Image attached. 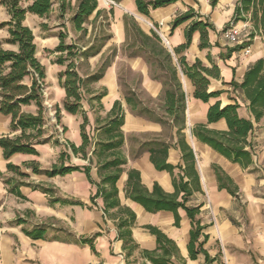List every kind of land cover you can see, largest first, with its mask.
<instances>
[{
	"label": "trees",
	"instance_id": "16d2710c",
	"mask_svg": "<svg viewBox=\"0 0 264 264\" xmlns=\"http://www.w3.org/2000/svg\"><path fill=\"white\" fill-rule=\"evenodd\" d=\"M22 0H0L6 6L9 20L0 23V26H7L9 36L5 39L8 44L16 45V49H3L0 47V113L8 115L9 132L0 134V148L6 164L7 171L11 174L3 176V183L9 193L15 194L21 199H26L20 190L21 186H27L34 190H39L46 194L48 203L53 204H80L85 205L78 199L57 195V189L50 184H43L29 179L30 174L25 169L35 174H45L49 177L65 175L73 171L84 172L89 183L95 186L96 191L90 197L91 204L96 197L102 198L103 211L106 214L109 209L117 208L118 217L116 230L118 239L123 242V250L128 258L138 248L132 234L131 227L136 218L134 211L127 205H122L118 198V188L116 182L124 170L127 157L121 151L124 144V134L122 125L125 117V109L119 100H115L111 110L104 119L95 117L94 135L87 132L89 125L88 111L99 114L102 109V98L106 94V88L92 90L89 84L101 79L105 70L111 65V55L116 54L115 50L103 59L89 74L80 76L76 70V62L79 59H86L89 55L98 53L105 40L111 37L106 34L102 37L95 35L94 41L85 48L65 41L67 33L59 31V41L53 52H59L55 63L65 64L66 68L58 73L59 83L64 87L66 97L63 100V109L68 113H80V136L82 143L74 144L68 139H63L61 135L67 131L68 127L61 124V110L55 105L54 123L50 122V114L45 104L47 87L46 67L37 58V48L34 41V33L31 28L24 24L26 12L36 15H44L49 12L53 5L52 0H31L27 6L21 5ZM59 1L61 13L71 8V0ZM118 2V0H115ZM178 0H136L137 10L149 16L150 8L164 7L167 4ZM218 0H209L213 8ZM99 0H77L76 6L70 15L72 27L86 34L85 24L91 22L95 30L96 23L103 30V23H109L112 16V8L106 10L99 9ZM94 14L92 20H89ZM201 14L196 13L189 7L181 14L177 15L172 23L174 28L185 21H189L185 26V42L176 46L173 50L166 47L159 33L150 28L143 30L135 17L124 14L123 24L126 32L124 46L128 49L127 55H143L147 61L151 77L159 79L163 85L161 102L155 107H149L141 98L139 92L126 87L123 90L127 106L132 111L144 115L151 120L161 123L163 126L176 128L177 146L181 154V163L173 164L167 161L168 149L171 142L158 137L145 140L140 143L138 149L132 154L138 156L142 149L149 152L150 160L157 170H165L172 176L173 192H166L157 182L149 190L141 181L139 170L130 168L127 171V179L124 185L125 196L132 201L140 203L148 212L166 210L173 213L174 224L179 226L180 217L178 209L182 208L187 217L190 218L191 228L190 238L187 243L189 257L191 259L203 256L202 264H223L219 255L211 256L204 248V243L209 235L203 231L205 225L201 224L198 216L201 205H189L187 200L195 191H201L199 172L196 169L195 154L191 146L184 137L185 128V91L178 76L179 71L187 76L194 89L193 96L207 102L210 98L218 97L222 91H209L210 79L219 77L218 66L214 63L211 67L206 66L201 60L195 59L189 63L182 52L190 45L192 34L199 30V45L201 48L209 47L208 32L213 29V25L208 19L200 18ZM249 22L250 31L245 43L238 44L232 49L236 50L248 44L256 33L261 34L264 42V0H237L234 5L233 15L223 26V31L231 24L237 22ZM46 27V23H41ZM102 40L96 43L97 40ZM130 39V40H129ZM182 54V55H181ZM243 80L238 83L234 79L231 84L234 88L242 91L247 99L251 118H244L238 114L239 103L237 100L223 106L216 100L209 105L206 119L208 123H216L219 119H224L227 129H211L205 123H200L192 127V135L203 143L209 145L215 152L222 154L231 162H236L241 168L248 169L253 163V141L250 134L254 129V123L258 122L264 115V56L250 64ZM88 104V110L83 108V102ZM30 107L24 110L23 108ZM61 126V129H58ZM44 143L54 145L63 144L59 154V161L50 167L42 169L37 160L23 161L21 164L12 163L10 157L15 153L38 155L36 146ZM69 150V152H68ZM79 156L87 161L86 164L71 163V156ZM97 168L99 181H95L91 175V167ZM214 169L217 185L225 188L232 196L238 198V185L231 177L220 168L219 165H212ZM177 170V172H176ZM1 174V173H0ZM24 219L17 216L12 223H24ZM150 233L156 238V247L153 250L142 249L141 253L152 264H172L173 259L184 263L180 257L179 248L173 238L162 232L157 226L145 225ZM54 229L50 223L33 225L30 228H23L26 236L38 239L49 237L46 233ZM66 232V237L52 236L50 239L73 241L81 244H88L91 251L97 253L94 247L95 237L100 235L99 231L93 232L90 236L80 235L76 237L67 228L55 229Z\"/></svg>",
	"mask_w": 264,
	"mask_h": 264
},
{
	"label": "crops",
	"instance_id": "0c3cea01",
	"mask_svg": "<svg viewBox=\"0 0 264 264\" xmlns=\"http://www.w3.org/2000/svg\"><path fill=\"white\" fill-rule=\"evenodd\" d=\"M52 1L51 9L44 15L39 16L26 12L24 24L31 28V22L35 25L51 22L49 31H52V33L48 37L54 47L59 41V31L56 30H63L62 26H58L59 20L67 24L66 30L69 36L72 35L73 31H80L75 30L69 21L77 0H71V10L68 9L64 13L59 10V1ZM236 1L218 0L212 8L209 0H178L164 7L150 8L149 16L141 14L137 10L136 0H118V2L114 0L113 6H108L106 0H99L98 8H105L106 10L112 8L110 19L113 21L109 25L112 33L111 41L119 46L120 44L124 46L126 41L123 24L124 14L135 17L137 22L139 21L140 27L147 32L151 28L150 23H152L158 29L157 32L164 45L170 50L185 42L184 28L189 21H185L174 28H171V23L177 15L189 7L193 8L196 13H200V18L208 19L213 25V29L208 32L209 47H200V32L197 30L192 34L190 45L182 54L189 63L194 62L195 59L201 60L208 67L215 63L219 69V77L210 79L208 90H221L222 93L218 97L210 98L207 102L197 99L193 96L194 87L190 79L181 71L178 73L182 89L185 91L184 137L191 146L193 154H195L196 169L199 172L201 185V191L193 192L189 196L187 204L201 205L198 216L201 224L205 225L203 231L209 235L204 243V248L208 250L211 256L219 255L223 264H264V115L258 122L254 123V129L250 134L254 154L253 163L248 169L241 168L236 162H231L192 135V127L200 123H205L209 128L215 130L227 129L224 119H219L216 123L207 122L206 115L209 105L216 100L220 101L221 106L237 100L240 106L238 114L241 117L252 119L247 105L248 101L243 92L234 88L230 82L234 79L240 83L244 78L247 67L264 56V42L262 35L256 33L251 41L245 44V46H249V52L247 53L243 51L245 46L233 50L232 48L238 44L227 43L223 37V26L233 15ZM31 2V0H24L21 5L24 7ZM0 14H2L0 23L9 20L7 8L1 2ZM93 17L94 14H91L89 20H92ZM237 23L236 25L242 29L239 35L240 40L245 43L251 29L250 24L245 21L240 24ZM87 24L88 31L92 24L91 22ZM8 36L7 26H0V47L3 49H16V45L5 42ZM108 47H110L109 44L107 46L103 45L98 53L89 55L83 61L88 65L90 64V69L93 70L101 63L100 61L106 55ZM117 56L116 59L124 61L130 71L137 72L141 77L140 84H136L135 87L131 86L130 89L145 92L151 100L155 101L151 105H147L157 108V105L161 102L163 85L161 80L151 77L147 61L141 57L142 55L129 57L121 54L120 57ZM116 59L111 61V65L107 67L101 79L89 85L90 89L95 91L106 88V94L102 98L103 110L99 114H95L91 110L88 111L89 114L91 113L88 126L91 134L95 136L93 130L95 117L99 116L100 119H104L111 110L114 101L119 100L121 102L123 109H125L122 125L125 142L121 151L127 157V162L124 164L122 175L116 182V187L118 188L120 203L127 205L135 213L136 221L131 227V234L138 245L137 250L126 258L123 242L117 237V208H111L105 214L101 197H96L94 203L91 204L90 197L96 191V188L89 183L84 172L76 170L65 175L49 177L25 169V172L30 174L29 179L43 184H50L58 190L60 196L78 199L85 205L58 203L50 205L46 194L27 186L20 187L21 192L26 197V199H21L17 195L9 193L3 183V176H7L9 173L6 168L8 160L3 158L0 148V264H152L141 253L142 249L153 250L156 247V238L145 225L157 226L162 232L173 238L184 263L173 259L172 264H202V255H199L196 259L189 257L187 243L190 238L191 222L182 208L178 209L180 223L179 226H176L172 212L166 210L155 211V213L148 212L140 203L138 204L125 196L124 185L128 176L126 170L130 168L140 171L141 181L149 190L153 188L154 182H157L166 192L174 191L171 174L165 170H157L153 166L149 152L146 149H142L138 156L132 154V151L138 149L141 142L150 140L153 137L170 141L172 145L167 152V161L177 164L181 163L182 160L176 143L175 127L163 126L155 120L132 111L127 106L119 82L120 79L118 73H116ZM41 64L46 67L45 79L47 88L50 89V95H52V101L54 105L60 107L61 118L65 120L64 125L67 126L66 122L69 120L74 121L77 113H68L62 106L66 94L64 87L59 83L57 74L59 71L64 70L66 65L50 60L48 64L44 62ZM49 73L50 78L48 77ZM83 107L88 110L86 102L83 103ZM9 121L10 117L8 115L0 113V123L8 127ZM79 124L80 122L71 127L72 138L70 141L76 145L82 143ZM8 132L9 128L6 131H0V134ZM138 134L147 137L142 138ZM36 149L38 155L15 153L9 159L16 164L34 159L44 169L50 167L53 163H57L58 154L61 149L65 150V147L44 143L37 145ZM71 157L70 161L73 164L87 163L85 159L80 157L75 158L73 155ZM73 158L76 159L75 162ZM214 164L219 165L238 185V198L232 196L225 188H220L217 185L215 172L212 168ZM90 172L92 178L99 181L100 177L95 165H92ZM242 198L245 200V206L239 205ZM16 216L22 217L25 222L7 224V221L14 219ZM51 219L58 221L64 228L72 231L76 237L80 235L90 236L93 232L99 231L100 235L95 237L93 242L97 253L91 251L88 244L54 240L49 237L34 239L26 236L22 230L36 224L50 223ZM50 224L54 225V223ZM49 233L50 230L46 235Z\"/></svg>",
	"mask_w": 264,
	"mask_h": 264
},
{
	"label": "rangeland",
	"instance_id": "374dc122",
	"mask_svg": "<svg viewBox=\"0 0 264 264\" xmlns=\"http://www.w3.org/2000/svg\"><path fill=\"white\" fill-rule=\"evenodd\" d=\"M24 0L21 1V3H23ZM109 4L108 6H113L114 4L112 3H107ZM71 10V8L69 9V11ZM70 13V12H69ZM68 14V12H67ZM2 14H0L1 16ZM113 20L110 19V22L109 23H103V30H100V28L98 27V22L96 23V27H95V30L92 28V26H90V30H88V32L86 34H84L83 32H72V35L69 36V33L67 32V24L65 22H62V20H59V25L58 26H62V29L63 30H56V31H64L67 33V37L65 39V41L67 43H72L74 42L75 44H77L78 46L82 47V48H85L87 47L88 45H90L94 39H95V35L99 36V37H102L106 34H111V37L107 40H105L104 42V45L107 46L109 44L110 47H108L107 51H106V54H111L115 48H116V54L114 56L111 55V61H115L116 59V56L117 57H120L121 54H124V55H127L128 53V49L124 46H122V44L117 45L115 43H112V33L110 31V26L111 25V22ZM242 22H238L237 24H240ZM32 25V33H34V41L36 43V48H37V58L42 62L48 64V61L50 60L51 62L55 61V59L57 58V55L59 54V52L57 51V53H54V49H55V46L53 47V45H51V41L48 37V35H50L52 33V31H49V27L51 25V22L47 24L46 27H43L41 26V24H38V25H35L33 24V22L30 23ZM138 24H139V21H138ZM88 24H85V26H87ZM151 28L155 27L152 23H150ZM156 28V27H155ZM56 31H53V32H56ZM130 40V39H129ZM102 42V40H97L96 43H100ZM163 42V40H162ZM111 44V45H110ZM115 44V45H114ZM125 44V43H124ZM164 44V42H163ZM51 46V47H49ZM52 48V49H50ZM120 54V55H119ZM128 56V55H127ZM137 56V55H135ZM135 56H132V57H135ZM130 57V56H129ZM143 59V55L141 56ZM85 60V59H84ZM116 62H117V69H116V73H118V77H119V82H120V85L122 87V89L124 90L126 87H135L136 84H140V81H141V77L140 75L136 72H132L130 71V69L128 68L127 64L122 61L121 59H116ZM66 65V63H65ZM76 65H77V72L80 76H86V74H89V72H91L92 70L90 69L91 68V65L88 63H85L83 61V59H79L77 62H76ZM149 66V65H148ZM150 68V67H149ZM49 70V69H48ZM50 72V70H49ZM59 73V72H58ZM50 78V73H49V76ZM57 77H58V74H57ZM49 83V82H48ZM138 84V85H139ZM89 85H92L91 83ZM90 87V86H89ZM49 88H45V92H44V95H46V101H45V104L46 106L48 107V111H49V114H50V122L51 123H54L55 119H54V113H55V105L52 101V95H50V92H49ZM140 95H141V98L144 100V102L146 104H149L151 105L152 102H155L153 101V99L151 100L147 94L145 92H143L142 90L139 91ZM85 103V102H83ZM84 108V107H83ZM27 109H30V107H27V108H24V110H27ZM91 113L89 114L88 113V117H89V120L91 118ZM76 117H74V121L73 120H69L67 121V126H68V129L67 131L63 134V136L61 135V142H63V139H68L70 140L72 138V133H71V127L75 124H78L79 122L82 121V115L80 113H77L75 115ZM61 117H62V113H61ZM65 123V120L61 118V124H64ZM8 126V124H7ZM7 128L9 127H6L5 124L3 123H0V131H3V130H7ZM58 129H61V126H58ZM90 131V132H89ZM87 132H89V134L91 135V130H89V126H87ZM139 137H142V138H145L147 136H144L143 134H138ZM64 146L63 144H59L58 146ZM62 150V149H61ZM60 150V151H61ZM69 151V150H68ZM60 154V153H59ZM59 154H58V159H57V162L59 161ZM75 158H79V156L75 155L74 156ZM75 158H73V161L75 162ZM81 158V157H80ZM11 174L8 173L7 176L5 177H8L10 176ZM259 193V192H257ZM57 195L60 196V193L58 192L57 190ZM239 205L241 206H245V200L244 198H242V202L239 203ZM17 217V216H16ZM15 217V218H16ZM14 218V219H15ZM22 218V217H21ZM9 220L7 221V224H13L12 221L14 220ZM52 221H50V223H54L53 228L52 230H50V233L47 235L49 237H52V236H59V237H66V232L64 231H56L55 229H58V228H61L63 227L62 225H60L58 223V221L54 220V219H51ZM49 222V221H48ZM244 222V220L242 221V223ZM246 223V222H245ZM244 225V224H243ZM72 232V231H71Z\"/></svg>",
	"mask_w": 264,
	"mask_h": 264
},
{
	"label": "built area",
	"instance_id": "2783aa9c",
	"mask_svg": "<svg viewBox=\"0 0 264 264\" xmlns=\"http://www.w3.org/2000/svg\"><path fill=\"white\" fill-rule=\"evenodd\" d=\"M106 3L114 4L115 2L114 0H106ZM153 29L158 31V29H156L155 27H153ZM241 30V27H238L236 24H231L228 29L223 31V37L225 38L227 43L240 44L242 42L239 37ZM243 51L244 53L249 52V46H245Z\"/></svg>",
	"mask_w": 264,
	"mask_h": 264
}]
</instances>
